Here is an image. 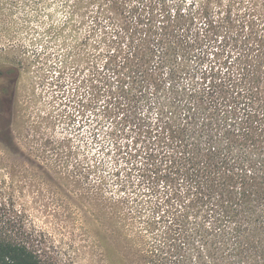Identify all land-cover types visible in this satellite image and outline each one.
Returning <instances> with one entry per match:
<instances>
[{
  "label": "trees",
  "instance_id": "1",
  "mask_svg": "<svg viewBox=\"0 0 264 264\" xmlns=\"http://www.w3.org/2000/svg\"><path fill=\"white\" fill-rule=\"evenodd\" d=\"M104 1L121 41L91 130L112 120L140 144L136 183L116 172L105 198L134 264H264V12L241 0ZM17 233L0 229V264H49Z\"/></svg>",
  "mask_w": 264,
  "mask_h": 264
},
{
  "label": "rangeland",
  "instance_id": "2",
  "mask_svg": "<svg viewBox=\"0 0 264 264\" xmlns=\"http://www.w3.org/2000/svg\"><path fill=\"white\" fill-rule=\"evenodd\" d=\"M126 2L127 10L138 5ZM241 2L264 12L263 0ZM231 4L239 13L241 6ZM106 5L0 0V229L17 230L49 264L136 259L105 199L106 190H117L116 172L121 181H137L136 135L112 120L95 138L91 130L106 83H116L104 67L121 41L120 15ZM92 159L100 163L97 175L88 173ZM102 174L110 188H99Z\"/></svg>",
  "mask_w": 264,
  "mask_h": 264
},
{
  "label": "snow or ice",
  "instance_id": "3",
  "mask_svg": "<svg viewBox=\"0 0 264 264\" xmlns=\"http://www.w3.org/2000/svg\"><path fill=\"white\" fill-rule=\"evenodd\" d=\"M213 63H215L214 60H210V61H209V64H213ZM201 71H203V69H201Z\"/></svg>",
  "mask_w": 264,
  "mask_h": 264
}]
</instances>
